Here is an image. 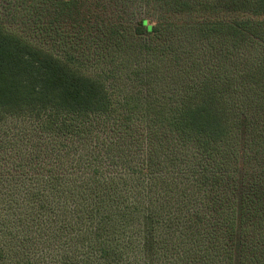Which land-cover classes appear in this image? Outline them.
Instances as JSON below:
<instances>
[{
    "label": "trees",
    "instance_id": "1",
    "mask_svg": "<svg viewBox=\"0 0 264 264\" xmlns=\"http://www.w3.org/2000/svg\"><path fill=\"white\" fill-rule=\"evenodd\" d=\"M155 1L96 28L100 73L0 24V264H264V0ZM80 5L30 0L34 37Z\"/></svg>",
    "mask_w": 264,
    "mask_h": 264
},
{
    "label": "rangeland",
    "instance_id": "2",
    "mask_svg": "<svg viewBox=\"0 0 264 264\" xmlns=\"http://www.w3.org/2000/svg\"><path fill=\"white\" fill-rule=\"evenodd\" d=\"M81 1L80 11L77 10L78 15L75 19L59 18L55 20V11L53 8L48 6L38 7L39 19L47 24L49 28L58 25L59 32L53 35L44 34L34 37L32 31L31 18L27 17V9L30 0H0V24L7 30L25 36L32 42H37L40 46L53 54L72 58L76 53V60L73 66L78 67L80 70L87 74L100 73L112 68V63L97 62L95 63L96 56L94 54L95 46L101 44L99 41L103 36L104 31H97L96 28L107 29L114 23L127 25L135 18V16L146 14V12L158 11V7L155 6V0H79ZM82 12V14H80ZM58 34V35H56ZM102 39V40H103ZM70 41H75L80 45V48L73 46ZM75 43V44H76ZM102 45V44H101ZM195 50L199 49L194 47ZM213 48V47H212ZM211 50V49H210ZM210 55L207 54V59ZM117 61V60H116ZM119 71L125 75V70L120 67ZM126 80L125 76L120 77V81ZM173 87L160 91L161 93L171 94L173 93ZM9 125L8 132L11 134L15 132V126ZM242 144L241 139H237V148L240 150L238 142ZM25 140L21 137H15V144L13 148L21 154L24 151ZM12 146V145H10ZM8 146V147H10ZM9 154V151H8ZM249 156L250 160L245 165L247 172L254 174L264 168V162L261 154L247 152L245 158ZM13 157V156H12ZM12 157H9L10 159ZM242 159L240 158V161ZM2 164V160H1ZM4 168V167H3ZM8 175V174H4ZM251 230L253 228H250ZM255 231V230H252ZM256 232V231H255ZM258 232H256L257 234ZM255 233L249 232L246 239L249 238L251 241L252 237H255ZM23 237V235H22ZM24 240V237L22 238ZM235 240V239H234ZM244 239L242 238V241ZM236 242V240H235ZM234 242V245L236 243ZM39 246L34 247L35 253L31 249H25L26 253L24 256L20 253H15L13 259L15 264H27V260H30L29 264H51L52 258L50 254L53 253V249L45 250L40 249L42 243ZM29 259H28V257ZM220 255H216L212 250L209 264H226L221 259Z\"/></svg>",
    "mask_w": 264,
    "mask_h": 264
}]
</instances>
